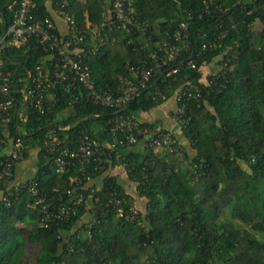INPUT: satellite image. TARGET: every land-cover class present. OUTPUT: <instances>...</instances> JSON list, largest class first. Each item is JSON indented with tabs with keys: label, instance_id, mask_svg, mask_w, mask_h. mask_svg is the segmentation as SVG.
<instances>
[{
	"label": "trees",
	"instance_id": "obj_1",
	"mask_svg": "<svg viewBox=\"0 0 264 264\" xmlns=\"http://www.w3.org/2000/svg\"><path fill=\"white\" fill-rule=\"evenodd\" d=\"M9 1L0 0V9ZM48 1L34 0L36 21L49 16ZM133 1L143 29L126 35L117 28L99 30L97 0H69L68 11L86 36L82 64L96 91L115 96L121 79L131 77L129 68L150 53L164 58L163 41L185 24L190 51L156 70L121 111L142 121L139 115L176 104L180 90L196 86V100L179 102L185 103L187 124L174 135L183 157L168 148H117L92 182H82L78 191L87 204L75 217L47 227L31 207L35 197L23 188L8 205L0 202V264H23L27 247H38L34 264H264V0ZM18 2L0 14V41L15 99L8 138L21 139L23 161L38 150L50 127L62 148H73L79 133L110 143L114 109L87 100L81 87L67 92L59 86L43 113L25 105L23 94L37 67L50 71L56 57L34 39L10 46L7 30ZM93 46L96 51L88 52ZM36 166L27 183L35 182L39 194L67 201L64 191L80 173H55L42 152ZM115 168L125 181L111 173ZM113 195L131 200L135 221L118 216L109 204Z\"/></svg>",
	"mask_w": 264,
	"mask_h": 264
},
{
	"label": "built area",
	"instance_id": "obj_2",
	"mask_svg": "<svg viewBox=\"0 0 264 264\" xmlns=\"http://www.w3.org/2000/svg\"><path fill=\"white\" fill-rule=\"evenodd\" d=\"M97 1L102 17L99 30L100 28L108 30L117 28L126 35L142 31L143 25L134 17L133 0ZM47 3L51 9L49 16L42 21H36L33 18L36 9L34 0H19L17 8L12 12L7 30L9 44L13 48L23 47L30 39H34L38 47L44 51L55 53L56 58L50 71L44 70L41 66L37 67L30 90L24 91L23 94L26 105L37 113H43L48 95L59 86L64 87L67 92L81 87L87 100L112 108L115 114L110 120L112 140L107 144H103L87 134L79 133L73 148H62L61 140L56 135L54 128L50 127L44 133L41 145L35 153L42 152L55 173L59 175L68 174L72 169L80 173V177L76 176L70 179V187L64 191L67 201H64L57 190L54 191L55 194H58L57 197L50 194H39L36 183L32 180L29 183L18 181L15 177V166L23 161L24 146L20 138H8L12 120L11 111L15 99L10 86V75L4 70V42L0 41V187L2 188L0 202L8 205L10 196H17L23 188L27 189L35 197L31 207L37 208L40 224L43 227H47L51 222L67 221L77 215L78 209L87 204L84 193L78 191L82 189V182H92L94 174L100 173V169L104 168L103 164L110 161L113 151L117 148L142 145L154 149L168 148L169 151L175 152L179 158L183 157L173 130L167 129L161 124L145 125L135 116H126L121 114V111L145 88L149 79L155 75L156 70L176 62L190 51L187 26L182 24L176 32L167 36L163 41L164 58L150 53L148 60L129 68L132 78L129 76V78L121 79L115 96L110 93L100 94L91 82L89 70L82 64L86 36L78 29L72 14L68 11L69 0H49ZM217 10L224 12L219 8ZM204 13H210L207 7L204 9ZM52 16L64 22L65 33H56L57 29ZM201 16L199 15V18ZM207 47L208 44L203 43L202 50L205 51ZM95 51L93 46V49L88 52ZM188 65L193 68L191 61ZM199 96V89L191 84L176 94L175 106L180 105L176 106L171 114V120L177 129L180 130L187 124L185 103L179 102L189 99L196 100ZM89 192L92 193L93 189H90ZM109 204L118 208V216H123L129 221L137 219V210L131 205L130 199H120L113 195ZM122 206L127 209L123 211L120 208Z\"/></svg>",
	"mask_w": 264,
	"mask_h": 264
},
{
	"label": "crops",
	"instance_id": "obj_3",
	"mask_svg": "<svg viewBox=\"0 0 264 264\" xmlns=\"http://www.w3.org/2000/svg\"><path fill=\"white\" fill-rule=\"evenodd\" d=\"M83 3V0H80ZM83 5V4H82ZM48 12L50 13V7L49 4H46ZM52 20L56 26L57 32L63 34L65 33V24L64 22L55 17L52 16ZM175 104L172 101H169L168 103L164 104V106H160L153 111L145 114H141L138 117L142 121H147L150 123H161L164 127L173 130L174 132H177V128L174 125L173 121L171 120V113H169L170 110H174ZM178 133V132H177ZM36 164H37V154L33 152L27 160H24L16 165L15 168V177L18 181H27L33 177V175L36 172Z\"/></svg>",
	"mask_w": 264,
	"mask_h": 264
},
{
	"label": "rangeland",
	"instance_id": "obj_4",
	"mask_svg": "<svg viewBox=\"0 0 264 264\" xmlns=\"http://www.w3.org/2000/svg\"><path fill=\"white\" fill-rule=\"evenodd\" d=\"M210 67H206V72L210 71ZM111 173L116 174L120 179L126 180L125 175L123 174L122 170L120 168H115L111 171ZM127 184V183H126ZM129 187V184H127ZM140 208V207H139ZM224 218H228V213L224 216ZM37 251L38 247H27V253L24 258L23 264H34L36 258H37Z\"/></svg>",
	"mask_w": 264,
	"mask_h": 264
},
{
	"label": "water",
	"instance_id": "obj_5",
	"mask_svg": "<svg viewBox=\"0 0 264 264\" xmlns=\"http://www.w3.org/2000/svg\"><path fill=\"white\" fill-rule=\"evenodd\" d=\"M12 2H13V0L9 1V2L7 3L6 6H4L2 9H0V14H2L3 9H4L5 7H7V6H9ZM2 23H3V18H2ZM25 105H26V103H25Z\"/></svg>",
	"mask_w": 264,
	"mask_h": 264
}]
</instances>
